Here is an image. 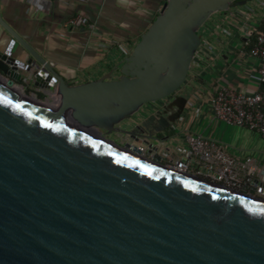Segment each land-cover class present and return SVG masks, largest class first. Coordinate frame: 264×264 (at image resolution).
Here are the masks:
<instances>
[{
    "label": "water",
    "instance_id": "obj_1",
    "mask_svg": "<svg viewBox=\"0 0 264 264\" xmlns=\"http://www.w3.org/2000/svg\"><path fill=\"white\" fill-rule=\"evenodd\" d=\"M254 1L166 0L116 70L77 84L0 8L53 92L19 91V59L0 48V264H264V198L171 169L158 148L195 93L202 28Z\"/></svg>",
    "mask_w": 264,
    "mask_h": 264
},
{
    "label": "crops",
    "instance_id": "obj_2",
    "mask_svg": "<svg viewBox=\"0 0 264 264\" xmlns=\"http://www.w3.org/2000/svg\"><path fill=\"white\" fill-rule=\"evenodd\" d=\"M249 5L252 10L248 6L235 7L227 13L213 14L202 28L197 66L192 71L193 77L183 86L185 90L196 86L195 93L182 115L178 136L158 143L159 151L183 144L190 133H201L218 140L235 157L252 156L264 163V137L254 130L223 122L211 109L212 96L222 86L249 93L260 88L259 61L250 55L248 45L252 34L264 26V0ZM0 8L7 22L65 78L77 84L116 70L119 60L131 53L161 11L162 3L159 0H0ZM74 16L82 17L85 24L67 26ZM11 38L0 24V48L5 49ZM14 55L23 61L30 57L19 44L14 47ZM32 65L39 68L37 63ZM22 72L29 81H17L19 91L41 101L52 99L53 92L34 84L35 69ZM114 76H118L117 71Z\"/></svg>",
    "mask_w": 264,
    "mask_h": 264
},
{
    "label": "built area",
    "instance_id": "obj_3",
    "mask_svg": "<svg viewBox=\"0 0 264 264\" xmlns=\"http://www.w3.org/2000/svg\"><path fill=\"white\" fill-rule=\"evenodd\" d=\"M84 24L85 20L80 16H74L66 23L67 26ZM16 44L11 38L5 47L8 56H13ZM249 53L259 61V90L249 93L222 86L212 96L211 109L223 122L254 130L264 137V29ZM14 65L21 72L35 69L34 77L40 71V67L37 69L23 60H17ZM22 80L28 81L25 77ZM161 155V162L171 169L264 198V163L252 156L235 157L216 139L190 133L183 144L165 148Z\"/></svg>",
    "mask_w": 264,
    "mask_h": 264
},
{
    "label": "rangeland",
    "instance_id": "obj_4",
    "mask_svg": "<svg viewBox=\"0 0 264 264\" xmlns=\"http://www.w3.org/2000/svg\"><path fill=\"white\" fill-rule=\"evenodd\" d=\"M249 8H252L250 5H247ZM212 17H210V19H211ZM209 19V20H210ZM209 20H208V22H209ZM207 22V23H208ZM149 27V26H148ZM168 132V131H167ZM169 133V132H168ZM103 137H105L106 139H108V140H110V141H112V142H114V143H117V144H119V145H121V146H124L125 145V143H126V139L128 140L129 139V136L128 135H125V134H122V133H119V132H112V133H110V134H108V135H103ZM161 151V150H160ZM148 155V154H147ZM164 164V163H163Z\"/></svg>",
    "mask_w": 264,
    "mask_h": 264
},
{
    "label": "trees",
    "instance_id": "obj_5",
    "mask_svg": "<svg viewBox=\"0 0 264 264\" xmlns=\"http://www.w3.org/2000/svg\"><path fill=\"white\" fill-rule=\"evenodd\" d=\"M161 1V3L163 4L166 0H159ZM264 25V24H263ZM264 26H262L260 29H258V31L254 32L251 36V41L248 45V50L250 51L252 49V47L254 46L256 39L258 37V35L263 31Z\"/></svg>",
    "mask_w": 264,
    "mask_h": 264
},
{
    "label": "flooded vegetation",
    "instance_id": "obj_6",
    "mask_svg": "<svg viewBox=\"0 0 264 264\" xmlns=\"http://www.w3.org/2000/svg\"><path fill=\"white\" fill-rule=\"evenodd\" d=\"M197 61H198V59H195V62H193V66H192L193 71L195 70V68L197 66ZM167 101H169V97L162 100V101H159L158 104H163V103H166ZM144 108H146V107H143V110H144ZM166 133H168V132H166Z\"/></svg>",
    "mask_w": 264,
    "mask_h": 264
}]
</instances>
